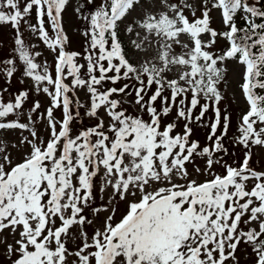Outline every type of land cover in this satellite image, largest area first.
Masks as SVG:
<instances>
[{"label": "snow or ice", "instance_id": "6c2138e0", "mask_svg": "<svg viewBox=\"0 0 264 264\" xmlns=\"http://www.w3.org/2000/svg\"><path fill=\"white\" fill-rule=\"evenodd\" d=\"M0 264H264V0H0Z\"/></svg>", "mask_w": 264, "mask_h": 264}]
</instances>
